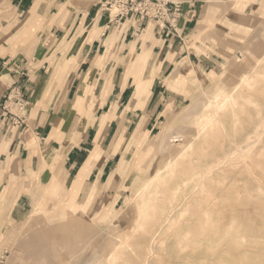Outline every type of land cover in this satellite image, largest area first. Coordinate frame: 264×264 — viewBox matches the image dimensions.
Returning a JSON list of instances; mask_svg holds the SVG:
<instances>
[{
    "label": "crops",
    "instance_id": "0c3cea01",
    "mask_svg": "<svg viewBox=\"0 0 264 264\" xmlns=\"http://www.w3.org/2000/svg\"><path fill=\"white\" fill-rule=\"evenodd\" d=\"M103 1L0 0V232L10 214L32 208L38 190L53 181L61 185L55 198L80 182V205L106 193L116 205L119 197L105 184L131 134L146 116V129L153 130L165 103L184 100L168 88L170 73L183 61L213 70L234 47L227 40H238L217 14L200 22L204 8L229 3L226 20L241 30L249 17L264 16V0H172L183 3L181 36L147 25L137 39L135 21L119 29ZM209 20L214 24L204 28ZM191 34L205 52L186 46ZM139 82L141 92L148 87L141 100L135 97ZM94 150L98 156L89 161Z\"/></svg>",
    "mask_w": 264,
    "mask_h": 264
},
{
    "label": "rangeland",
    "instance_id": "374dc122",
    "mask_svg": "<svg viewBox=\"0 0 264 264\" xmlns=\"http://www.w3.org/2000/svg\"><path fill=\"white\" fill-rule=\"evenodd\" d=\"M103 3H106V0L101 3L100 7L110 15L109 11L103 7ZM222 5V7L219 6V9L212 8L211 6L205 7L200 22H202L203 15L205 14H217L219 16V22L223 26L229 28L230 32L237 33L236 36L238 37L236 38H238V40L235 42L227 40V43H234V47L230 50V53H222L223 59L219 60L213 70L203 68L197 69L191 64L189 66L186 65L183 61L178 65H186L184 71L182 70L178 75H173L175 71L170 73L167 82L168 88L182 94L184 100L179 103H175L171 100L165 103V111L163 115L157 119L156 126L153 130L148 131L146 129V123L148 121V117L146 116L143 123L141 122L142 125L139 123L136 131L131 134L128 144L124 145L120 162L117 163L116 167L111 172L112 174L120 168L121 175L123 176L119 178L118 184L113 186L111 189L112 191H110V193L112 192L113 195L116 194V196L119 197L116 205V201L112 202V198L109 199L110 194L106 193L103 199L97 198L94 200L93 204L87 203L85 210H79L86 205H80L77 202L81 183L77 182V189L73 193L68 194L66 190L65 194L60 193V195L64 194L63 197L57 198L60 196L59 195L55 198L61 189V185L53 181L46 186L45 189L41 188L38 190L32 208L15 213L14 215L10 214V218L5 224L6 230L0 232V241L2 240L3 242V246L0 247V264H178L176 262V255L177 252H181L180 246L183 245L184 248L189 247V250L185 249L186 251L184 250L183 252L185 256V254L190 253L193 248L196 249L195 245H197V243H203L201 247L204 249L199 255V263L218 264V259L215 258V255L210 258L205 257V245L213 242V251H220L222 249L228 250V254L226 255V260L228 262L232 260L231 262L234 261L233 264H235V262L239 264L241 261L242 264H250L251 261L252 264H264V205H262L264 204V196H262L264 193H260L256 190L259 186L258 184H264V168H257L258 159L250 157L246 159V157H241V174L226 170L224 171L226 173L223 172L221 174V179L223 181H218L213 184L209 183V185H205L202 190H199L200 192H198V196L195 199V204L190 205L185 210L186 213L178 214L174 218L176 219L173 220L175 228L173 227L172 230L174 231L171 230V233L169 232V234L166 235L167 238L164 236L165 238L163 240L165 241L163 242L162 240L163 245H161V241L158 242L159 245H156L157 247L155 248V252H157L156 250H158V252H154L155 254L149 255V251H146L148 250V241L146 238H148L152 232L153 222L156 220V217L159 216V214L157 215L155 213L151 217L152 207H154L152 204L156 203L159 207L162 206L163 194L160 193L158 197L153 198L149 202V205L146 207V210L149 212L147 218L142 217L141 219L140 217H136L137 210L135 202L139 201L142 203L143 198L135 200V193L137 194V191L144 187L149 179L147 177L152 176L158 171L164 161L170 156V153L178 148L181 143V141H178L179 138H176L179 134L178 132L185 128H189L190 121L194 122V120H197V115L203 114L204 109L199 110L198 108L200 106L199 104L203 103L200 101L206 102L205 100L208 101L210 96L216 95L217 93H229L231 86L236 84V82L238 83L240 77L241 103H244V101L249 98H258L260 101L264 100L263 97L260 98V94H257V86L245 83V79L249 81L250 77L255 75L260 68H264V16H262L261 19H254L253 16L249 17V19H252L250 25L247 26L246 29L241 30L240 25L226 20L229 18L226 16V13L230 4L228 3V8L225 6L227 3L224 2ZM113 14L112 16L114 19H112L121 24L119 29L125 28L126 25L130 23L129 21H135L131 24L133 32L135 33L134 36L137 39H141L144 36L147 25H149L150 28L156 27L158 32H165L169 34V36H181L182 21L186 20L185 14H182L176 26V31L171 28V32H169L168 29L160 28L153 20L139 22L136 17L131 20L127 18L116 20ZM234 18L240 20L241 13L236 12ZM246 19L248 20V18ZM211 24H214V22L209 20L207 24L203 26L206 28V26L208 27ZM241 33L244 35L242 39ZM196 40L200 42V37L195 38L193 34L186 36V46L189 49L194 48L197 52H205L195 46ZM148 54L149 56H144V61L146 62L151 56L150 53ZM137 62L139 64L138 66H141L142 62ZM139 84L144 86L142 82H139L138 85ZM147 88L145 89L143 87L140 100ZM246 106L245 111H249V114H247V112L245 115L244 112L241 113L243 114L241 115L242 119L244 118L243 122H246L244 123L245 126L248 125L247 123H250V119H255V117H257L256 106L248 103H246ZM188 114L190 116H187ZM141 128L142 135L133 145V141ZM186 130L189 129H185V131ZM174 135L176 136L174 137ZM94 156H98L95 150L91 153L89 161H91ZM195 156L197 157L198 155ZM191 159L194 158L192 157ZM196 159L195 161L197 163L199 160ZM260 179L261 182H259ZM105 185H107V183ZM211 187H213V191ZM237 191L241 192V198L236 196V193H238ZM42 192L43 196L45 198L49 197V199L45 200L40 197L42 196ZM253 192H256V194ZM92 196L93 195H90L89 200ZM147 197L149 198L150 195ZM199 204L213 207L212 211H215L213 216H215L217 221H213L210 225L212 226L216 222L215 224H217V226H221L219 228L220 230L215 229L217 233L214 234L213 240L203 239L202 234L205 235V232L201 229L199 233L196 232L198 217L203 218L205 213L203 208H198ZM36 208L39 210L35 211ZM10 210L12 211V207ZM159 211L161 212V209ZM231 217L237 220L233 223L239 228L238 230L241 234V239L239 241H235L232 237L236 233V228L231 230L228 235L221 225V221ZM66 223H72L74 229L72 233L74 232L73 236L75 237L71 234V238H73L70 247L65 244L55 243L54 240H51L39 246V248L48 250V256L35 253L31 255L28 253V240L34 236V234L42 229H53ZM128 233L131 234V238L127 237V235H129ZM188 233L192 235L189 237ZM216 234L219 235L215 237ZM143 236L146 237L142 241L141 238H143ZM122 239L126 242L122 241ZM214 239L216 240L214 241ZM73 245L76 250H74L75 248ZM230 247H232L231 249L234 251L230 250ZM236 253L237 255H235ZM248 257H250V259ZM240 258L241 261L239 262L238 260ZM256 259L258 262H256ZM244 261L247 262L243 263ZM231 262L229 264H231Z\"/></svg>",
    "mask_w": 264,
    "mask_h": 264
},
{
    "label": "bare ground",
    "instance_id": "6f19581e",
    "mask_svg": "<svg viewBox=\"0 0 264 264\" xmlns=\"http://www.w3.org/2000/svg\"><path fill=\"white\" fill-rule=\"evenodd\" d=\"M144 58L145 57L143 56V60ZM185 68H186L185 65H178L173 75H178L182 70L184 71ZM245 83H249L251 85L257 86L258 87L257 94L258 95L260 94L259 95L260 98L261 97L264 98V68H260V70L257 71L255 75L250 77L249 81L248 79H245ZM93 86L94 85H92V87ZM141 86L142 84L138 85L136 94H135V97L138 100H140L141 98ZM205 101L206 102L200 101L203 103H200L199 104L200 106L198 107L199 110L204 109L203 114L197 115L196 117L197 120H194V122L190 121L189 128H185L189 130L185 131V129H183L178 132L179 134L177 136L174 135V137L176 136V138H179L178 141H181L178 148L176 150H173L172 153H170V156H168V158L164 161L163 165H161L158 171H156L152 176L147 177L149 179L145 183L144 187L138 190L137 194L135 193V200L143 198L142 203L139 201L135 202L136 210H137L136 217L137 218L140 217L141 219L142 217H145V218L148 217L149 212L146 210V207L149 205V202L153 198L158 197L160 193L163 194L162 206H160L161 208L156 203L152 204L154 205V207H152L151 217L155 213L157 215L159 214V216H157L156 220L153 222L152 232L150 233L148 238H146V240L148 241V246H147L148 250L146 251H149V255L155 254L158 252V250H156L157 252H155V248L159 245L158 244L159 241H161V245H163L162 240L165 237L167 238L166 235H168L169 232L171 233L172 228L175 226L173 223V220H176V219L174 218L178 214H183L190 205L195 204V199L198 196V192H200L199 190H202V188L205 185L206 186L209 185V183L213 184L218 181H223L221 179V174L226 170L232 171L236 174H241V157H246V159L247 157L258 159L257 168H261V169L264 168V100L260 101V99L258 98L256 99L249 98L248 100H245L244 103H241V77H240V79L238 80V83L236 82V84L231 86V90L229 93L227 94L217 93L216 95L210 96L208 101L207 100ZM246 103L254 105L257 108L256 110L257 117H255V119L253 118L250 119V123H247L248 124L247 126H245L244 124L246 122H243L244 118L242 119L241 117V115H243L241 114L242 112H244V115L246 112L247 114H249L248 113L249 111H245L247 107ZM247 109H250V108H247ZM187 116H190V115L188 114ZM181 124L185 125L183 123ZM141 135H142V128L138 131L137 136L135 135L136 138L133 141V145L140 139ZM118 146L119 144L115 145L114 151L118 149ZM195 155H198V156L196 157ZM126 157H127V152H126ZM192 157L194 159H191ZM196 158L199 160L197 163L195 161ZM121 177L123 176L121 175V170L119 168L117 171L111 174V177L108 180L107 185H105V188L109 190L112 189L113 186L118 184L119 182L118 180ZM254 177H257V176H254ZM259 182H261V179ZM76 184L77 182L74 184L72 189L67 190L68 194L73 193L77 189ZM258 185L259 186L257 187L256 190L260 193H264V184H258ZM211 188H212L211 190L213 191V187ZM237 192H238L236 193L237 197L242 196L241 192L239 191ZM253 193L256 194V192H253ZM149 195L150 197L148 198L147 196ZM90 200L88 204L91 202ZM86 207H87V204L83 208H80V209L78 208V209L85 210ZM199 207L203 208L205 213H204L203 218L198 217V221H197L198 226L196 227V232L199 233V230L201 229L205 232V235L202 234L203 239L205 238L207 240H213L212 238L214 234L217 233V231L215 232V229L220 230L219 228L221 227V226L220 227L217 226V224H215L216 222L212 226L210 225V223H213V221H217L215 219V216H213L215 211L214 212L212 211L213 207H211L210 205L204 206V204H199L198 208ZM160 209H161V212L159 211ZM37 210L39 209L36 208L35 211ZM234 221H237V220L231 217L227 220L225 219L221 221V225L223 226V229L227 232V234L228 233L230 234L231 230L236 228L235 229L236 233L232 237L234 238L235 241H239L241 239V234L239 233V230H238L239 228L235 226V223H233ZM218 225H219V222H218ZM72 226H73L72 223H66V224H61L60 226L55 227L53 229L40 230L28 240L29 241L28 243L29 248L27 249L28 253L31 255L35 253V254H42V255L48 256L49 255L48 250L39 248V246L40 244H43L46 241H51V240L52 241L54 240L55 243L65 244L70 247L71 240L73 237H75L73 236L74 232L72 233V230H74ZM71 234L73 236L72 238H71ZM129 235H127V237L131 238V234ZM190 235L192 234H189V237ZM218 235L216 234L215 237ZM145 237L146 236H143V238H141L142 241ZM215 240L216 239H214V241ZM122 241H125V240L122 239ZM164 241L165 240H163V242ZM213 243H209L208 245H205L206 247L205 257L210 258L213 255H215L216 256L215 258L218 259L217 261L218 264L219 263L229 264L232 260L229 257L228 258L231 261L228 262L226 260L227 258L226 255L228 254V250L222 249L220 251H213V246H214ZM202 245L203 243H200V244L197 243V245H195L196 249L193 248L192 251L190 253H186L185 256L183 252L185 249L189 250L188 249L189 247L184 248L183 245L180 246L181 252H177L176 262L178 264H201L199 263L198 260L200 258L199 256L200 253H202L201 251L202 250L204 251V249H202L201 247ZM231 248L232 247H230V250H232ZM263 249H264V246H263ZM74 250H76V248ZM235 255H237V253ZM248 258L250 259V257ZM238 261L240 262L241 258ZM233 262H231V264H233ZM246 262L244 261L243 263H246ZM256 262H258L257 259H256ZM236 263L238 262H235V264ZM240 263L242 264V261ZM250 264H252L251 261H250Z\"/></svg>",
    "mask_w": 264,
    "mask_h": 264
},
{
    "label": "built area",
    "instance_id": "2783aa9c",
    "mask_svg": "<svg viewBox=\"0 0 264 264\" xmlns=\"http://www.w3.org/2000/svg\"><path fill=\"white\" fill-rule=\"evenodd\" d=\"M103 7L109 11L111 18L114 13L116 20L123 18L131 20L135 17L139 22L153 20L160 28L168 29L169 32L171 28L176 31L184 9L182 2L172 0H106ZM12 97L11 93L7 95L5 108Z\"/></svg>",
    "mask_w": 264,
    "mask_h": 264
}]
</instances>
